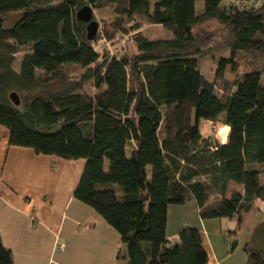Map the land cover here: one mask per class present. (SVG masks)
Instances as JSON below:
<instances>
[{"label": "trees", "instance_id": "obj_1", "mask_svg": "<svg viewBox=\"0 0 264 264\" xmlns=\"http://www.w3.org/2000/svg\"><path fill=\"white\" fill-rule=\"evenodd\" d=\"M85 4L109 11L104 37L120 43L119 51L102 47L100 34L88 39L76 15ZM16 14L6 26L5 18ZM139 16L172 37L150 38ZM210 19L228 31L230 51L213 78L200 68L209 37L196 30ZM119 36L132 40L134 53ZM68 64L80 68L78 78ZM89 81L93 92L84 89ZM203 121L229 127L226 142L205 136ZM0 124L11 145L85 159L74 198L119 232L117 258L206 264L198 227L169 238L168 208L194 200L203 219L240 222L264 200V1L241 8L204 0L198 11L197 0H155L154 8L151 0H0ZM231 181L243 189L228 194ZM235 234L226 231L230 249ZM244 249L247 264H264V221ZM0 264H13L1 233Z\"/></svg>", "mask_w": 264, "mask_h": 264}, {"label": "crops", "instance_id": "obj_2", "mask_svg": "<svg viewBox=\"0 0 264 264\" xmlns=\"http://www.w3.org/2000/svg\"><path fill=\"white\" fill-rule=\"evenodd\" d=\"M47 160L45 154L33 148L9 144V130L0 124V233L3 245L12 252L13 264H128L127 259L117 258V251L122 247L119 232L94 208L74 198V193L69 194L66 202L74 205L69 214L63 212L49 219L36 213L33 193L26 189L32 181H39L40 169L52 171ZM70 171L65 165L60 173L68 177ZM235 183L231 181L229 189L241 191L243 186L235 187ZM263 221L264 203L259 201L239 222L237 218L203 219L196 202L190 200L169 206L167 233L175 240L183 227L196 226L201 230L208 253L206 264H247L244 245ZM228 226L236 230L229 237H236L233 249L223 230ZM60 244H65L64 251Z\"/></svg>", "mask_w": 264, "mask_h": 264}, {"label": "rangeland", "instance_id": "obj_3", "mask_svg": "<svg viewBox=\"0 0 264 264\" xmlns=\"http://www.w3.org/2000/svg\"><path fill=\"white\" fill-rule=\"evenodd\" d=\"M152 8H154L155 0H151ZM204 5V0H197V10H202ZM109 14V11L101 12L100 10L94 9V17L99 22V29L97 32V35L100 34L103 36L99 44L103 47H109L114 52L120 50V43L119 44H112L106 37V32L110 30L109 27V20L107 19V16ZM20 17V14L11 15L5 18V25L10 26L12 25L18 18ZM138 20L141 23V29L142 31L148 35L150 38H171L172 32L165 28L161 24H154L150 23L146 18L139 16ZM196 30L202 34V38H208V44L206 45V54L201 56V63L200 68L202 72L209 78L214 77V72L218 63V60L225 56L230 55L229 48L226 47L225 42L229 38L228 31L215 19L206 20L202 23H199L196 26ZM120 37V42H123V46L128 49V51L131 53H134L135 46L133 45V42L128 37ZM125 38V39H124ZM107 45V46H106ZM97 46V45H96ZM98 48V47H97ZM20 54L17 55L16 61L14 62V67L18 70L19 69V62H20ZM67 71L70 73V75L73 76V78H78L81 70L76 65L68 64L66 65ZM231 70L227 68L226 76L232 77ZM91 82H85L84 89L89 92L95 91V89L90 85ZM223 125L221 122H211V121H203L201 124V129L205 136L207 137H213L214 139L220 141L221 143H224L221 141V138L219 136V130L223 127H220ZM8 129V128H7ZM227 140V139H226ZM47 162L49 161L48 165H51L52 171L48 170L46 172L43 171V168L40 169L39 172V181L36 182L35 180L31 182L29 187L26 190H31L33 193V205L36 207V213L38 215H41L44 218H56L60 216L63 212H67L69 214L74 210V205L69 206V203H66L69 197V194L74 193V190L82 176L84 166H85V159L84 158H78V159H65L60 156L54 155V154H46ZM57 158L59 161L58 163L53 162V159ZM46 162V163H47ZM63 163V164H62ZM70 167L71 171L68 177L64 176V173H60V170L65 167ZM264 181V176H263ZM74 184V185H73ZM235 187H242L241 184L235 183ZM23 190V189H21ZM25 191V190H24ZM233 190L229 189L228 194H230ZM77 201V200H75ZM261 203H264V200H258ZM66 204V207H64ZM93 209V208H92ZM198 213L200 215V211L198 208ZM202 218V217H201ZM208 219V218H206ZM226 221L230 218H223ZM69 221H66V226L68 225ZM230 226V225H229ZM223 227V230L228 231L230 227ZM225 231V232H226ZM118 232V231H117ZM171 239V237H169ZM232 243V241H231Z\"/></svg>", "mask_w": 264, "mask_h": 264}, {"label": "water", "instance_id": "obj_4", "mask_svg": "<svg viewBox=\"0 0 264 264\" xmlns=\"http://www.w3.org/2000/svg\"><path fill=\"white\" fill-rule=\"evenodd\" d=\"M76 15L80 20L86 22L88 39H95L99 29V22L94 17L93 7L90 4H85L77 10ZM9 96L15 105H19L21 103L20 97L16 91H12Z\"/></svg>", "mask_w": 264, "mask_h": 264}, {"label": "built area", "instance_id": "obj_5", "mask_svg": "<svg viewBox=\"0 0 264 264\" xmlns=\"http://www.w3.org/2000/svg\"><path fill=\"white\" fill-rule=\"evenodd\" d=\"M229 4L244 8V7H257L263 3L264 0H227ZM87 226H91L90 223H87ZM61 250H65V244L59 245Z\"/></svg>", "mask_w": 264, "mask_h": 264}, {"label": "bare ground", "instance_id": "obj_6", "mask_svg": "<svg viewBox=\"0 0 264 264\" xmlns=\"http://www.w3.org/2000/svg\"><path fill=\"white\" fill-rule=\"evenodd\" d=\"M228 132H229V127H223L219 130V136L221 138V141L224 143L226 142Z\"/></svg>", "mask_w": 264, "mask_h": 264}]
</instances>
